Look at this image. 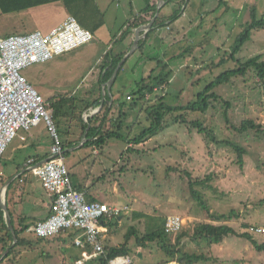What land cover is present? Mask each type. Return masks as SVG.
<instances>
[{"label": "rangeland", "instance_id": "1", "mask_svg": "<svg viewBox=\"0 0 264 264\" xmlns=\"http://www.w3.org/2000/svg\"><path fill=\"white\" fill-rule=\"evenodd\" d=\"M252 1L257 3L256 19L264 18V0H222L218 8H215L218 0H189L186 3V19L199 23L203 18V28L199 31L194 27L185 42L167 50L164 56L165 49L157 44L158 47L150 53V60L140 64L142 70L139 67L136 74L134 72L135 77H127L123 83L125 89H121L124 91V112L128 116L121 132L125 139L108 140L102 151L92 146L82 147L86 139H79L80 129L76 121L53 119L60 142L71 146L65 148L64 165L73 186L85 187L93 197L108 206L129 208L117 219V227L105 235L104 246L121 245L129 227H135L142 235L147 217L166 219L168 216H180L185 222L182 231L187 233L180 243L184 251L202 254L207 258V261L199 264H264V252L257 251L244 238L228 236L220 244L211 246L206 241L192 240L191 235L198 225L214 222L192 197L188 179V174L192 180L210 178L206 187H196L210 213L218 215L236 211L239 214L238 219L215 224H227L239 233H251V227L264 228V135L255 131L238 133L233 129L239 128L245 120H252L264 127V85L258 81L254 69L248 70L244 77L232 78L229 84L216 87L213 92L221 100L212 102L206 113L188 110V106L209 83L225 71L234 69L235 63L229 56L244 27L252 22ZM95 2L104 19V26L97 37L70 53L22 71V75L46 101L74 97L76 102H90L97 98L99 91L95 78L105 54L114 51L108 48L110 39L113 41L124 31L131 12L136 15L144 6L143 0ZM202 4L204 16L199 12ZM66 13L62 2L33 11L27 9L11 14L0 12V37L25 35L36 28L44 30L47 27H40V23L56 24ZM207 37L210 43L200 47L198 44ZM191 46H195L192 53L170 62L172 77L164 92L159 93L173 109L172 113L165 115L162 130L144 144L131 146V151H127L128 141L151 125L146 112L148 105H141L136 111L129 110L130 102L126 101L125 95L135 91L137 86L129 83L134 80L139 82L140 79L136 78L142 72L146 80L151 70H154L153 77L159 75V68L151 60L154 57L165 61L173 56H181ZM257 54H262L264 60V29L253 31L250 40L235 58L245 61ZM103 96L102 93L101 98ZM223 101L230 105L226 112L229 123L224 118ZM176 117H182L183 121L174 120ZM194 121L212 129L217 140H228L242 146L246 150L243 166L238 165L237 155L231 147L209 142L197 129L191 128L190 123ZM32 130L21 132L20 135L27 137ZM34 130H39L32 139L36 142L35 147L27 146L32 142L31 139L27 138L28 141L24 142L15 138L0 162V192L9 181L14 180L7 195L6 189L10 184L6 186L2 199V203H6L7 196V208L12 217L19 205L21 210H32L33 200L27 197V190L37 189L34 191L36 196L42 195V187L32 171L24 173L28 178L26 184L19 185V180H15L18 171H23L20 167H23L28 154L50 156L52 140L45 124L42 122ZM18 145L25 148H18ZM138 214L143 216H136ZM30 223L31 219H27V224ZM70 233L74 234L68 231L58 237L35 242L30 248L18 247L20 254L15 264H76L82 259L81 250L74 246L75 234L70 236ZM251 235L257 242L264 243V235ZM27 237L30 241L37 239L31 233ZM176 237V234L170 235L172 245L176 243ZM133 241L129 243L132 249L129 255L131 264H159L165 258L157 244H149L146 249H141L135 247ZM87 262L89 260L83 261V264Z\"/></svg>", "mask_w": 264, "mask_h": 264}, {"label": "trees", "instance_id": "2", "mask_svg": "<svg viewBox=\"0 0 264 264\" xmlns=\"http://www.w3.org/2000/svg\"><path fill=\"white\" fill-rule=\"evenodd\" d=\"M187 0L186 3H188ZM57 2H62L65 6L68 16H73L79 23V25L90 31L93 35L94 33L104 24L103 16L100 14L95 0H0V12L3 14H10L13 12H20L30 8H35L38 6L53 4ZM143 8L136 14L131 15V17L126 22V34L130 30L136 29L140 26L148 24L155 15L154 3L155 0H143ZM184 3V0H164V5L159 10V15L156 22L153 24L151 30L147 33L144 41L138 43V48L142 47L143 42H146L149 39L150 35L154 33L159 28H164L170 25L172 22H175L181 16V6ZM185 3V4H186ZM171 4H175L176 9L168 16L162 14V10L165 7H168ZM222 4V0H218L217 8ZM256 1H252L250 16L252 22L247 24L244 27L243 32L238 37L235 46L232 49L230 54V59L235 63L234 69H230L222 73L214 81L209 83L205 89L200 92L196 100L188 106L190 111H199L201 113H206L212 102H217L221 100L220 96L215 94L213 91L216 87L220 85L229 84L232 78L235 77H244L248 70L254 69L256 77L261 85H264V60L262 54H257L245 61L236 59L235 56L241 51L243 45L248 42L251 38V33L253 31H258L264 29V18L257 20L256 19ZM215 11V10H213ZM202 19L197 25V29L200 31L202 26ZM169 21L167 24L166 22ZM210 43V40L205 38L198 45L200 47H205ZM197 45V46H198ZM195 46L187 48L181 56L168 58L167 60H160L155 58L156 68H159L160 73L157 76L153 77L154 70H151V74L146 79H141L137 83L136 90L133 91L127 102H130L129 110L136 111L141 105H148L146 110L148 119L151 121V125L147 128H144L138 135H136L132 140L128 141L127 151H131V146H140L144 144L148 139L155 136L163 128V119L166 114L172 113V108L165 103L164 96H161L159 93L164 92V89L169 85L170 79L172 77V70L170 68V62L181 57H185L186 54L192 53ZM125 53L119 55L116 58L110 60L111 55L106 53L103 57V62L100 66L102 78L100 79V84H105L110 80L114 70L117 65L123 59ZM125 64V63H124ZM120 68L117 72V76L110 88V95L106 93L104 98H101V91L99 96L93 101H83L76 102L74 97H60L55 100H50L51 107L53 109V118L55 119H73L79 124L80 136L79 139H86V142L82 144V147L92 146L97 150L102 151L103 147L110 139H125L121 134L124 130L125 122L127 121V113L124 112V100L122 91L115 93L113 87L117 82V78L124 66ZM156 88H161L160 91H155ZM98 90L100 86L98 83ZM102 99V100H101ZM225 112L224 118L227 123L229 119L227 116V110L229 108V102L223 101ZM79 105V107H77ZM101 107L99 113L93 116L89 121V127L84 124L82 115L84 112L88 111L91 108ZM116 113V115H115ZM174 120L183 121L182 117H176ZM186 123V122H184ZM190 127L197 129V132L203 135L207 141L222 143L231 147L237 155V163L240 167L243 166V157L246 155V150L237 143H233L228 140H217L212 129L203 127L199 121H194L190 123ZM130 129V126L128 127ZM238 133H244L247 131H255L258 134L264 135V127L256 124L252 120H245L241 123L239 128H233ZM64 148H70L68 144L61 143ZM71 177V176H70ZM189 179V188L192 197L198 203V205L205 211L209 213L210 220L214 223H201L198 225L191 235L192 240L197 242L206 241L207 245L211 246L212 244H220L228 236H236L239 238H244L248 240L254 248L259 252H264V243L257 242L251 233H239L233 227H230L227 224H215V223H226L234 219L239 218V214L236 211H230L228 214H213L210 213L203 197L199 190L196 189L197 186H207V182L210 178H205L204 181L192 180V177L188 174ZM11 184L6 189V195L9 191ZM76 190L82 189V187H74ZM89 202H94L95 200L91 197H86ZM6 206H7V196H6ZM8 210V208H7ZM9 213V211H8ZM11 219V225L13 226V231L16 235L17 242L14 246L13 237L11 231L8 229L6 221L4 219V214L0 210V246L1 252H5L9 249L8 253L0 260V264H15L17 261L19 253V248H30L35 244V242H42L44 239L37 238L35 241H30L23 235L27 233L29 226H25L23 221L25 219H19L18 227H15L13 218L9 213ZM142 217L143 215H136ZM117 218L112 221H108L105 224L108 228V232H111L118 225ZM145 223V232L140 235L135 227H129L125 233L124 242L119 246H104V253L98 257L93 258L87 264H109L112 259L116 257H129L132 253L130 248V241L133 239L134 245L137 248L146 249L149 244H157L160 251L164 254L165 258L159 264H170L172 262L176 264H199L200 262L207 261V258L202 254L188 253L184 251L181 240L187 236V233L180 231L175 239V244L172 245L170 240V235L165 233L164 224L165 219L158 217H147ZM64 234V233H62ZM61 234V235H62ZM74 234L70 233V236ZM60 236V235H59ZM76 236V235H74ZM58 237V236H57ZM49 240V239H46ZM90 252V249H89ZM13 258V259H12Z\"/></svg>", "mask_w": 264, "mask_h": 264}, {"label": "built area", "instance_id": "3", "mask_svg": "<svg viewBox=\"0 0 264 264\" xmlns=\"http://www.w3.org/2000/svg\"><path fill=\"white\" fill-rule=\"evenodd\" d=\"M186 2L184 0L181 6V15L186 10ZM165 28L169 30L168 26ZM93 39L94 35L82 28L73 16H67L46 33L36 30L25 35L0 37V162L15 138L24 140L21 132L29 131L42 122L45 124L52 140L50 156L40 163L30 159L27 165L51 198V203L47 217L37 221L27 232L40 239H51L72 231L76 234L73 244L81 250L82 258L76 264H83V261L104 253L103 239L108 233L105 224L121 218L129 208L89 202L84 192L74 188L64 165L65 148L56 132L51 103L32 87L22 71L29 66L52 61ZM106 93L104 86L103 98ZM98 112L99 107L84 112V124L89 127L90 119ZM184 224L182 217L168 216L164 224L165 233L178 234ZM250 232L264 235V228L251 227ZM109 264H131V259L128 256L116 257Z\"/></svg>", "mask_w": 264, "mask_h": 264}, {"label": "crops", "instance_id": "4", "mask_svg": "<svg viewBox=\"0 0 264 264\" xmlns=\"http://www.w3.org/2000/svg\"><path fill=\"white\" fill-rule=\"evenodd\" d=\"M48 5H50V4H48ZM48 5H43V6H38V7H35V8H30L29 10H31V11L38 10V8H44V7L48 6ZM200 7H201V9L199 10V12L201 11L200 13L204 16L205 15L204 4L200 5ZM216 7H217V5H215V8ZM175 9H176L175 4H171L168 7H165L164 11H162V14L164 16L168 17ZM16 13H19V12H16ZM130 14L132 15L133 12H131ZM184 15H181L175 22H172L170 25H168L169 30H167L165 27L161 28L160 30H156L154 33H152L150 35V37H149L150 40L147 39L146 42H143L142 47L140 49L137 46L135 51L132 52L131 54H129V52H130V50H131V48L133 46V43H134V40H135V37H136L137 28L133 29V30H130L129 32H127L128 34H126L127 29H126V26H125L126 24H125L124 25V31L118 37H116L113 41L110 39L108 48L110 47V49H112V51L114 49L113 53L110 54L111 55V58H110L111 61H112L113 58H116L119 55H122L124 53H125L124 57L129 54L128 57L123 62V64L124 63L125 64H124V66H123V68H122V70H121V72H120V74H119V76L117 78V82L115 83V85L113 87V91L115 93H118V91H121V89H125V87H124L125 85L124 84L126 82L127 77L128 76L135 77L136 71L140 67V64H142L143 62L147 63L146 60H150V58H151L150 57V53L153 50H155L156 47L160 46V47L165 49L164 50L165 52L163 51L164 53L162 54L164 56L166 54L167 50H170L173 47L177 46L178 44H180L182 42H185L186 36L193 30L194 27H197L198 23H196V20L194 21L193 19H189V20L186 19L187 16L186 15L184 16ZM67 16H68V14L66 13V16L61 21H59V22H57L56 24H53V25L50 24V23L47 24V25H43V24L40 23V25H39L40 27H47V28H45L44 30H39V31H42L44 33L50 31L51 29H53L54 27H56L60 23H62L66 19ZM168 22L169 21H167L166 24ZM103 26H101L94 33V38L97 37L100 29ZM36 30H38V29L36 28ZM140 35H141L140 41H144L146 36L144 37L142 35V33H140ZM154 40H156V44H154ZM157 44H158V46H156ZM153 59L155 60V57ZM153 59H151V60H153ZM154 62L156 63V61H154ZM125 68H126V70H125ZM139 69L142 70V67H140ZM134 72H135V74H134ZM122 73H123V76H122ZM116 76H117V74H116ZM116 76H115V78H116ZM101 78H102V73H101V68H100V72H99V74L97 75V77L95 79H96L97 83H99L100 90H98V91L99 92L101 91L100 93L102 95L103 87L106 86L108 81L105 84H103V83L100 84V79ZM143 78H144V75H143V72H142L141 74H139L138 78H136V79H140L141 80ZM137 83H138V81L134 80L133 83L130 82L129 84L130 85H132V84L133 85H137ZM93 85H94V83H93ZM93 85L91 86L92 88L95 86V85L94 86ZM123 92L124 91H122V93ZM131 93H132L131 91L127 92V94L125 95V98H126L127 95H130ZM36 128H37V126H36ZM36 128L33 127V130L36 129ZM33 130H32L31 133L30 132L28 133L27 137H25L23 134L20 135V136H22L24 138V140H21V141L27 142L28 139L32 140L33 138H35V136L39 133V130H34V131ZM35 143L36 142H34V140H32V142L30 144H28L27 146L30 147V148H33V147H35ZM51 145L52 144H50V146ZM20 147L25 148V146L18 145V148H20ZM48 157H49V155L41 156V154H38V153L28 154L25 157V161H24L23 167H20V168H22L23 171L21 173L18 171V175H16V177H15V180H19V185L26 184V182L28 180L27 175H24L25 172L31 171L30 167L27 165L28 160L31 159V160L36 161L37 163H40V162L46 160ZM20 168H18V169H20ZM13 182H14V180L13 181H9L8 185L13 183ZM78 187L79 188L82 187L81 191L85 193L86 197H91L96 202H100L95 197H93L90 194V192L86 190L85 187H83L81 185L76 186V188H78ZM20 190H21V187H20ZM27 191H28L27 197L30 200H33L32 201L33 208H32V210L30 212L19 209L20 205H19L18 208H15V210H16V211L14 210L15 216L12 217L15 227H18L19 219H25V221H23V224L25 226L27 225V226L31 227L37 221L46 218L48 213H49L51 198L44 192V190L42 189V191H41L42 195H40V197L36 196V193H34V191H37V189H31V191L30 190H27ZM78 191H80V190H78ZM4 193H5V190L2 189V191L0 192V201H1V203H2V199H4ZM30 204H31V202H30ZM27 219H31V223L30 224H27ZM28 234H30V233L27 232L23 236L28 239V237H27ZM3 254H4V252L0 253V258L2 257Z\"/></svg>", "mask_w": 264, "mask_h": 264}, {"label": "water", "instance_id": "5", "mask_svg": "<svg viewBox=\"0 0 264 264\" xmlns=\"http://www.w3.org/2000/svg\"><path fill=\"white\" fill-rule=\"evenodd\" d=\"M159 2H161V5H159ZM164 4V0H156L155 3H154V8H155V15L153 17V19L146 25L144 26H141L139 28H137V32H136V37H135V40H134V43H133V46L129 52V54H131L132 52L135 51V49L137 48L138 46V42L140 41L141 39V35L140 33H142V35L145 37L147 32L151 30L153 24L156 22L157 18H158V15H159V10L160 8L162 7V5ZM128 54V55H129ZM128 55H126L122 61L117 65L116 69L114 70L113 74H112V77L110 78V80L107 82L106 84V90H107V94L108 96L110 95V88H111V85L115 79V76L117 74V72L119 71V69L121 68L123 62L125 61V59L128 57ZM101 107H99V110H100ZM8 185V183L6 184V186ZM6 186L4 187V190L6 189ZM0 207H1V211L3 212L4 214V219L6 221V224L8 226V229L11 231L12 233V237H13V243H12V246H14L17 242V238H16V235L13 231V226L11 225V219H10V216H9V213H8V210H7V206L5 203H1L0 201ZM9 249H7L4 254L2 255V257L0 258V260L3 259V256L6 255L8 253Z\"/></svg>", "mask_w": 264, "mask_h": 264}, {"label": "bare ground", "instance_id": "6", "mask_svg": "<svg viewBox=\"0 0 264 264\" xmlns=\"http://www.w3.org/2000/svg\"><path fill=\"white\" fill-rule=\"evenodd\" d=\"M159 5H161V2H159ZM4 203V202H3Z\"/></svg>", "mask_w": 264, "mask_h": 264}]
</instances>
